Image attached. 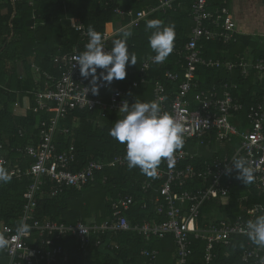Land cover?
<instances>
[{
  "label": "built area",
  "instance_id": "2783aa9c",
  "mask_svg": "<svg viewBox=\"0 0 264 264\" xmlns=\"http://www.w3.org/2000/svg\"><path fill=\"white\" fill-rule=\"evenodd\" d=\"M184 7V0H159L156 8L148 11H125L117 8L118 16H128L131 22L128 27H139L152 13L162 10L178 11ZM189 17L193 22V28L188 40L180 44V38L175 35L173 54L179 58L178 64L182 65L185 77L179 85L175 99L168 105L167 87L161 81L154 82L153 101L161 104L162 110L170 113L184 127V143L181 149L174 153L171 161L165 160V166L159 165L157 175L147 178L141 183V191L150 195L156 189L157 196L153 199L156 203V211L164 215L166 220L162 223L144 221L132 225L127 214L136 205L133 196L119 194L110 198L112 217L102 224L80 221L73 225L57 223L53 221H40L36 215L38 195L48 182L54 184L52 198H57L65 191L73 189L82 191L87 186L94 184L97 175L106 168L128 167L125 157L119 156L108 163L91 161L80 171H73L77 162V151L71 145L64 151H59L55 141L56 135L63 131L69 134L68 129H62L61 122L70 112L79 110L99 111L101 117L107 112H117L122 117L124 113L119 109L126 99L125 93L116 89V80L108 85L100 87L99 94H92L88 79L80 75L79 66L74 64L77 54H64L57 61L63 66L62 73L55 77L44 74L47 80L46 90L35 93V106L33 112L55 111L49 119L41 121L37 125V144L11 149L26 158L33 159L27 168L19 163L10 164V160L4 154L5 146L0 141V161L8 169L11 180L30 179L32 182L24 193L25 205L23 219L30 225V231L22 237H16V227L2 224L0 232L10 240L9 247L1 250L9 261L7 264H68L71 260L67 257L65 248L58 244L69 237L76 238L75 248L79 253H88L92 245V239L96 235H114L121 232H135L147 239H165L172 236L176 247V258L172 264H189L193 254V243L203 240L206 243L204 263L215 264L218 254L214 252L215 246L230 247L238 238H246L247 245L239 254L242 264H259L264 257V249L251 243L245 232L248 220H254L258 215L264 214V204L249 207V196L242 197L239 216L231 221L227 218L211 219L202 223V209L205 204L217 202L220 206L228 205L230 193L233 188V177L238 172H226V166L231 167L230 160L234 156L243 157L248 165L254 169V179L251 186L264 193V96L249 109L247 122L249 129L241 130L231 121V117L240 114L244 106L234 96L239 89L236 83L225 82L220 87L216 85L208 91H200L196 79L197 67L207 69H219L225 67L229 72L241 70V75L247 78L254 72L259 83H264V59L246 61L240 59L236 62L222 61L204 56V44L222 43L229 45L237 42V25L228 7L210 10L208 0H190ZM77 25V26H74ZM71 26L80 32L85 44L88 36L83 24L78 19H71ZM108 31L103 34L105 51L111 50L109 41L116 35ZM155 63L153 57L146 60L142 66V73L146 75ZM103 71V70H100ZM99 74V72H98ZM180 76L172 71L165 72L168 81L176 82ZM142 84L146 80L142 78ZM139 82L133 84L138 87ZM85 87L89 88L87 93ZM193 98H190L192 96ZM108 95V96H107ZM16 108L19 103L15 104ZM20 130L19 135L24 136ZM195 141L200 147H209L212 144L232 148L233 153H226L223 157L204 161L200 167L192 162L197 156L187 151V146ZM238 141V143H236ZM190 161V162H189ZM139 169V168H136ZM108 178L103 177L106 184ZM200 183V186L196 184ZM191 187V189H187ZM149 199L142 203V208L147 209ZM99 248L109 247L111 250L119 249L118 245L111 246L110 242L96 240ZM237 245V244H236ZM141 256L147 264H157L159 251L142 249ZM76 257V256H75ZM228 257V256H227ZM81 264V263H77Z\"/></svg>",
  "mask_w": 264,
  "mask_h": 264
},
{
  "label": "trees",
  "instance_id": "16d2710c",
  "mask_svg": "<svg viewBox=\"0 0 264 264\" xmlns=\"http://www.w3.org/2000/svg\"><path fill=\"white\" fill-rule=\"evenodd\" d=\"M121 1L0 0V135L11 136L10 143L13 147L36 145L37 135L30 132V129L37 122L39 124L42 119H49L55 113L53 109L39 113L37 115L40 116H37L31 110V115L29 114V118H32L30 126L22 119L16 122L12 116L14 105L19 98L22 99L26 93H30V98L35 106V93L46 90L45 75L38 79L32 71L33 66L40 68L36 69L38 74L44 72V74L58 77L63 71V66L57 59L64 54L83 52L84 40L81 38L80 32L71 26V19L74 18L78 19L86 30L92 27L102 35L108 32V27L111 24L117 22L121 23L119 29L126 28L132 31L133 35L128 38L127 43L129 52L135 54L137 62L134 66L130 64L126 66L127 75L125 79L116 80V89L125 93L130 105L136 100L153 101L155 81H161L167 87L168 105L175 99L179 85L185 77V71L182 65L178 64L179 58L176 55L171 53L162 65H152L146 75L141 71L143 63L156 55L149 47L148 37L152 30H148L146 24L149 20L159 19L165 26L174 25L175 35L181 40L180 44L185 43L194 25L189 17L190 0H184V7L178 11L165 13L158 10L152 13L139 27H128L131 19L128 16H118L115 10L121 8L125 11L132 10L134 13L146 12L150 8L158 7L159 0H131L128 5H123ZM228 2L229 0H208L212 11L228 7ZM116 33L109 41L110 48L113 46L112 41L120 38L117 31ZM236 44L237 42L229 45L222 43L204 44V56L236 62L238 59L231 56ZM19 50L21 51L19 52ZM261 54L254 61L264 59V54ZM16 60L22 61L24 64V75L18 74L17 64H14ZM168 70L180 76L176 82L168 81L165 78V72ZM254 75L255 73L251 72L247 78H244L240 69L229 72L225 67L207 69L199 66L196 71L200 91H208L215 85L220 87L225 82L236 83L239 86L234 96L244 104V110L240 114L241 119L246 118L249 109L257 101L253 95L257 93L258 99L264 96V84L254 85ZM142 78L146 80L145 84L141 83ZM135 82H139L138 87L133 86ZM194 94L193 92L190 98H193ZM119 118L122 119L123 117L117 112H107L105 117H101L99 111L76 109L61 122L62 129H68L69 134L60 131L56 135L55 141L59 151H64L71 145L76 148L78 157L73 166V171H80L91 161L108 163L116 157H125L124 145L109 135L113 123ZM19 129L25 131L26 136L24 138L19 137ZM35 132L37 134V130ZM30 133L33 134V137L30 136ZM10 150L9 156L6 158L13 163H19L24 169L34 162L33 159L11 153L15 151L10 152ZM228 153L232 154L233 149L228 148ZM217 156L218 158L223 157V153ZM213 158L209 159L206 156V158L200 159L197 156L192 163L200 167L204 161H211ZM160 166L164 167L165 161ZM104 176L108 178L106 184L102 182ZM237 176L233 177L234 184L228 205L220 206L215 201L205 204L202 209V223L206 219L215 220L214 213L220 215L218 219L222 217L234 221L239 216L242 207L239 200L246 195L250 197L247 206L254 207L264 204V193L252 187L250 183H243L237 179ZM147 178L151 177L136 168H106L97 175V181L94 184L87 186L82 191L67 190L57 198L51 197L54 184L48 182L42 187L41 193L38 195L35 216L42 222L53 221L67 225H73L80 221L102 224L112 217L110 198L123 194L133 196L136 200V205L126 215L132 225L144 221L162 223L166 217L157 213L156 203L153 201L157 195L156 189L151 191L150 196L141 191L140 185ZM31 182L30 179L26 178L21 181L10 180L7 183H0V226L3 223L14 228L17 227L20 217L23 215L24 193ZM196 185L200 186L201 184L197 183ZM89 188L103 190V198H96V194L93 193L92 199L90 197L89 201L82 199V193ZM187 189H191V187ZM149 198L148 207L144 210L142 203ZM111 238L119 245V249L111 250L108 247L99 248L100 246H96V240L103 242L108 240V236L101 234L92 239V245L86 254L73 249L76 243L74 237L62 240L58 244L65 248L64 253L71 260L68 264H147L145 259L141 257L142 249L159 250L161 255L158 264H172L175 260L172 255L176 247L172 236L163 240L147 239L135 232H121L111 235ZM235 242L230 247L215 246L214 252L218 254L215 264H242L239 254L246 247L247 240L246 238H238ZM193 248L194 254L189 264H205L206 243L203 240H196L193 243ZM33 260L37 264L36 259L33 258ZM8 261L7 255L0 250V264H7ZM22 264H27V262Z\"/></svg>",
  "mask_w": 264,
  "mask_h": 264
},
{
  "label": "clouds",
  "instance_id": "9594fccd",
  "mask_svg": "<svg viewBox=\"0 0 264 264\" xmlns=\"http://www.w3.org/2000/svg\"><path fill=\"white\" fill-rule=\"evenodd\" d=\"M77 26V25H74ZM146 28L151 31L148 37L149 47L156 55L155 63L165 61L174 50L175 26H165L159 19L149 20ZM120 38L112 41L111 50L105 51L104 37L94 28L89 27L88 42L85 50L74 57V64L79 66L80 75L89 80L91 92L99 94L100 87L110 85L113 80L125 79L126 66L136 65L135 54L129 52L128 38L133 33L131 30L121 28L117 30ZM98 69L103 70L98 74ZM87 93L89 88L85 87ZM124 113L109 130V135L125 147V160L128 167L139 168L140 171L155 177L159 165L165 161H171L174 153L181 149L184 143V127L170 113L162 110L161 104L156 101L142 102L136 100L131 106L127 101L122 102L119 109ZM231 167L226 166V172L234 170L238 172L237 179L243 183H251L254 179V169L248 165V161L239 156L231 160ZM12 179L4 163L0 161V183H7ZM30 231L23 219L16 227V237L24 236ZM245 232L251 243L264 249V214L258 215L254 220H248ZM10 240L0 232V250L9 247ZM259 264H264L261 257Z\"/></svg>",
  "mask_w": 264,
  "mask_h": 264
},
{
  "label": "crops",
  "instance_id": "0c3cea01",
  "mask_svg": "<svg viewBox=\"0 0 264 264\" xmlns=\"http://www.w3.org/2000/svg\"><path fill=\"white\" fill-rule=\"evenodd\" d=\"M227 4H228V8L230 9L232 13L233 19L236 22L237 31H238L237 32L238 41H237L236 46L232 50L231 56L232 57L235 56L238 60L245 59L246 61L252 62L254 61L256 57H258L259 55H262L261 53L264 54V0H229ZM120 27H121L120 22L113 23L108 27V31L115 33ZM20 51L21 50H19V52ZM226 61H230V60L226 59ZM27 63L30 64L29 61H27ZM14 64H17L18 74L20 76L24 75V64L22 63V61L16 60L14 61ZM36 69H40V68L37 66L32 67V71H34L38 79L44 76V72H40L38 74ZM253 82H254V85H258V86L262 85L261 83L257 81L256 75H254ZM30 96H31L30 93H26L25 96L22 97V99L19 98L16 102V103H19V107L16 108V106L14 105V109L12 113V116L14 119H16V122L22 119L26 121V123L29 126L31 125V120H32V118L31 119L29 118V114L31 110L34 115H37L36 113L33 112L34 102L31 100ZM256 96H257V93L253 95V97L255 98V100L258 101V97ZM238 100L240 101L241 104H243V102L240 99ZM41 113H44V111ZM240 114L232 116L230 118L231 121L237 124L241 130L249 129L247 118L241 119ZM37 116H40V115H37ZM44 120L46 119H42L41 121H44ZM37 125H38V122L36 125L34 124L33 128L30 129V132H33V134L35 133L34 135H37L35 132L37 130ZM20 130H23V129H19V131ZM19 131H18V135H19ZM33 134H31L30 136L33 137ZM25 136L26 134H24L23 137L19 135L20 138H24ZM0 138H1L0 141L5 146L4 154L6 155V157L9 156L10 149L24 147L21 145L13 147L12 144L10 143L12 139L11 136H7L6 134L2 136L0 135ZM187 151L193 155L198 156L200 159L206 158V156L207 158L211 159L215 156L217 158L218 157L217 155L220 153H223V156H224L226 153H228V148L222 145H217L215 143L210 145L209 147H199L197 146V143L195 141H191L187 146ZM11 153H15L19 155V153L17 152H11ZM10 164H16V163H13L11 161ZM218 216L219 215H216V213H214L215 219H218L219 218ZM207 220L208 219H206V221ZM92 223H95V222H92ZM106 236H108L107 241L110 242L111 246L117 245L112 240L111 235H106ZM107 241H105V243H107ZM173 251H174V254L172 256L173 258H176L177 251L176 250H173ZM160 255L161 254L159 251L158 261H159ZM158 261H157V264H158Z\"/></svg>",
  "mask_w": 264,
  "mask_h": 264
},
{
  "label": "rangeland",
  "instance_id": "374dc122",
  "mask_svg": "<svg viewBox=\"0 0 264 264\" xmlns=\"http://www.w3.org/2000/svg\"><path fill=\"white\" fill-rule=\"evenodd\" d=\"M130 1L131 0H122L121 2L123 3V5H128L130 3ZM93 193L96 194L95 195L96 198H99V199H102L103 198L102 197L104 195L103 194V190H101V189H95V188L86 189L82 193L81 197H82V199H85V200L89 201L90 200V197L92 199V194ZM93 200L97 201L96 199H93ZM218 217H220V215Z\"/></svg>",
  "mask_w": 264,
  "mask_h": 264
}]
</instances>
